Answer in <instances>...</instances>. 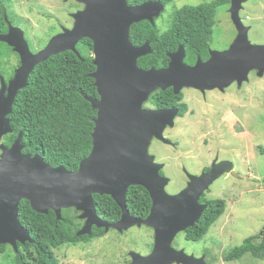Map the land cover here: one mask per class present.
Returning a JSON list of instances; mask_svg holds the SVG:
<instances>
[{
  "label": "water",
  "instance_id": "obj_1",
  "mask_svg": "<svg viewBox=\"0 0 264 264\" xmlns=\"http://www.w3.org/2000/svg\"><path fill=\"white\" fill-rule=\"evenodd\" d=\"M76 1L84 8L72 14L73 26H63L36 52L20 26L9 22L8 31L0 33V41L20 56L13 77L6 80L0 76V141L14 131L9 115L36 65L66 50L82 57L77 44L86 37L93 42L96 69L90 75L99 94L98 98L86 96L97 109L93 147L76 170L52 166L40 154L23 151V132L11 146L0 143V243L10 244L17 251L19 243L34 241L19 219L20 202L27 199L34 210L48 213L52 209L58 219L65 208L80 211L84 224L77 232L79 236H91L94 226L106 232H123L134 225L152 227L155 238L151 252L143 255L130 251V264H210L205 255L189 254L175 248L173 242L179 232L194 226L208 207L199 198L211 184L225 172L239 174L233 171L232 161L214 162L209 171L189 175L187 186L179 192H166L170 179L161 173L164 163L156 161L150 146L155 138L169 142L164 130L174 123L177 109L146 108L144 104L157 89L173 87L175 93L184 87L225 89L234 81L242 84L253 70L264 75V43L251 42V26L240 14L248 0H231L237 36L227 49L212 50L209 59L199 57L191 65L185 61L186 48L181 44L169 54V64L159 68L139 66V58L153 48L149 41L135 45L130 31L132 24L143 19L154 24L166 4L153 0L137 5H130L128 0ZM131 185H142L151 195V211L146 218L130 213L127 192ZM96 193L115 199L122 210L120 219L111 223L99 216Z\"/></svg>",
  "mask_w": 264,
  "mask_h": 264
},
{
  "label": "trees",
  "instance_id": "obj_2",
  "mask_svg": "<svg viewBox=\"0 0 264 264\" xmlns=\"http://www.w3.org/2000/svg\"><path fill=\"white\" fill-rule=\"evenodd\" d=\"M65 1L68 3V0ZM146 1L152 0H128V3L137 5ZM153 1L168 5L174 0ZM230 1L184 5L171 15L170 25L166 29H161L156 22L153 24L148 19L132 24V42L142 45L149 41L153 48L151 53L139 58V66L166 67L170 61L169 53L176 51L181 44L185 45L188 57L194 62L196 45L203 54L207 50V41L213 37L219 12L218 5ZM7 2L8 0H0V33L7 32L9 22L15 25L9 15L11 10ZM72 3L71 1L70 5ZM76 4L81 6L80 2ZM207 10L210 12V21L197 24ZM77 48L82 57L72 50H66L36 65L29 76L28 85L18 93L13 112L9 115L14 131L5 135L2 141L11 146L19 133L23 132V151L33 155L40 154L52 166L64 165L70 170L78 169L80 162L92 150L97 109L93 108L86 96L99 97L95 79L90 75L96 69L93 62V42L88 37L83 38ZM12 52L19 55L8 43L0 41V60ZM19 65L20 62L17 67ZM13 75L14 73L11 78ZM150 97V101L160 105L159 101L169 104L172 101V104H175L179 96L169 87L165 90H155ZM94 200L100 217L111 223L120 219L121 207L111 195L96 193ZM207 203L208 207L195 225L185 230L188 240L203 239L227 209V200L224 198H213ZM127 205L133 216L146 218L152 206L149 191L142 185H131L127 192ZM62 213V218L58 219L54 210L51 209L48 213L38 212L27 199H22L19 219L30 231L34 241L19 243L17 251L10 244L0 243V254H5L2 264H60L54 247L66 243L87 242L107 233L104 228L94 226L91 236H79L77 232L82 227L79 211L75 208H65ZM247 254L264 260V233L259 240H255L254 236L246 237L240 244L224 250L223 256L226 261H234Z\"/></svg>",
  "mask_w": 264,
  "mask_h": 264
},
{
  "label": "rangeland",
  "instance_id": "obj_3",
  "mask_svg": "<svg viewBox=\"0 0 264 264\" xmlns=\"http://www.w3.org/2000/svg\"><path fill=\"white\" fill-rule=\"evenodd\" d=\"M199 2L201 0L170 2L156 20V24L161 29H166L170 25L168 18L183 4ZM69 5L70 3H63L61 0H8L7 2L11 10L9 11L11 19L15 25L25 30L26 38L34 52L45 47L62 26L71 23L68 12L74 8ZM227 8L228 5L222 6L217 15L221 22L219 21L215 26L214 35H218L220 28H223L225 41L229 43L237 36V29L228 11L230 8ZM240 14L244 23L251 26L249 32L251 42L263 44L264 0L246 2ZM224 44L225 42L222 45ZM19 62V55L14 52L4 56L0 60V76L9 80ZM256 71L250 72L248 79L243 81L245 83L240 88L231 85L225 92L210 90L206 93L216 104V107H211L213 111L219 109V106H222L225 114L238 110V106L243 108L245 114L243 138L236 140L232 137L223 138V135L213 137V133L217 131L213 128L216 120L214 122L210 117L205 120L209 121L212 127H200L203 124L204 108H208V105L201 100L203 104H198L200 111L194 116V120L196 117L197 120L192 130L178 125L166 127L164 136L169 142L155 138L150 146L156 161L164 163L162 170L170 179L165 187L168 193H177L187 186L188 178L183 172V166L190 172L200 173L203 167L210 166L216 153L222 158L230 159L236 165L238 177L221 175L222 177L217 178L206 192L210 198L227 200L225 213L212 225L209 233L203 239L193 241L188 240L185 231H182L173 242L175 248L184 249L189 254L197 257L205 255V259L210 264H264V260L253 258L249 254L234 261H226L223 256L224 246L230 242V247L240 244L246 237L254 236L264 228V75L261 76ZM185 90L192 92V89ZM200 94L204 97V94L197 92L198 96ZM206 134L211 138L208 144L204 141ZM170 137L173 142L170 141ZM242 139H244L243 143ZM176 140H178L177 146L166 144H174ZM190 172L187 174L195 175ZM154 238L152 227L134 225L123 232L110 229L104 236L78 244L66 243L54 247L53 250L60 264H130L132 261L130 251H137L143 255L150 253ZM4 258L5 254H0V264L5 261Z\"/></svg>",
  "mask_w": 264,
  "mask_h": 264
},
{
  "label": "flooded vegetation",
  "instance_id": "obj_4",
  "mask_svg": "<svg viewBox=\"0 0 264 264\" xmlns=\"http://www.w3.org/2000/svg\"><path fill=\"white\" fill-rule=\"evenodd\" d=\"M62 2H65V0H61ZM73 2L72 5H70V7L74 8L73 10L69 11L68 14L70 15L71 17V23L69 25H67L68 27H72L73 26V23H74V18L72 16V14L76 11H78L79 9H82L84 8V4L83 3H80L81 6H78L76 3H79L77 2L76 0H68L67 2L70 3V2ZM249 1H252V0H248L247 2ZM205 2H212L213 4L214 3H217L218 0H201V2H199L198 4H202V3H205ZM246 3V2H245ZM244 3V5H245ZM187 4H190V3H185L183 4L182 6L184 5H187ZM224 5H228L229 8L231 7V1L230 3H226V4H222V5H218V9L220 11L221 7L224 6ZM181 6V7H182ZM180 7V8H181ZM227 8V9H229ZM244 8V7H243ZM229 13H230V10H228ZM219 13V12H218ZM231 15V13H230ZM159 17V16H158ZM158 17L155 19V22L156 20L158 19ZM171 18L172 16H170L168 18V23L171 22ZM210 21V12L207 10L205 11L201 17H200V20H198V23L197 24H201L202 23H206L207 21ZM221 22V19H219L217 17V23L218 22ZM217 23H216V26H217ZM216 28V27H215ZM62 29H60L61 31ZM8 31V30H7ZM58 31V32H60ZM224 32V34H223ZM215 33V32H214ZM225 42L224 45H222L223 43ZM233 41L231 42H226L225 41V30L223 28H220V32L218 33V35H214L213 34V37L207 41V46H206V51H204L203 54H201L200 50L197 48L198 46L196 45V48H195V51H194V56H195V61L194 62H191L192 58L191 57H188V54H187V51H186V57H185V61L191 65H194L198 58L201 57L202 60L206 61L207 59L210 58L211 56V51L212 50H225L227 49L230 44L232 43ZM219 43V44H218ZM206 45V44H205ZM40 50V49H39ZM38 51V50H37ZM36 52V51H35ZM170 54V53H169ZM169 64V63H168ZM256 71V70H254ZM257 72V71H256ZM245 82H243L242 84H239L238 81H234L231 85H237V87H242V85L244 84ZM231 85H229L228 87H230ZM226 87L225 89H220V88H214V89H206V90H202V89H198V88H194V87H184L179 93H176L179 97L176 101L175 104H172V101H171V104L169 103H165V102H161L159 101V104H155L153 103V101H150V98L148 101L145 102L144 104V107L146 108H153V109H170V108H174V109H177V114L174 118V123L172 125H168L167 127H173V126H177L181 128H186V129H190L192 130V128L194 127V123L195 121L197 120V117L195 118L194 120V116L195 114L197 115V113L200 111L199 110V107H198V104H203L201 100H203L206 104L208 105V108H204L205 110L203 111V115H202V119H203V124L202 126L200 127H204V126H210V123L209 121H206L205 118H213L214 122H215V125H214V130H217L215 131L213 134V137L215 135H223V138H229V137H232V138H235L236 140H239L240 138H243V131H244V127H245V114H244V110L241 106H238V110H233L231 112H227L225 114V111L224 109L222 108V106H219L216 111H213L211 109L212 106H215L216 107V104H214V102H212V98L209 97L208 95H206V93L210 90L214 91V90H217V91H221V92H225L226 89L228 88ZM173 88V87H172ZM188 88V89H192V92H188L186 91L185 89ZM173 91H174V88H173ZM197 92L199 93H202L204 94V97L201 96V94L198 96L197 95ZM175 93V91H174ZM243 97H246V96H243ZM211 115V116H210ZM209 127V129H210ZM167 129V128H166ZM208 129V130H209ZM219 131V132H218ZM207 135V134H206ZM210 135V134H209ZM212 137V138H213ZM222 138V139H223ZM170 141L173 142V139L170 137L169 138ZM211 139L208 137V135L204 138V141L206 144H208V140ZM221 139V140H222ZM232 140V139H231ZM243 140L242 139V143H243ZM218 143V141H216ZM178 143V140H176L174 142V144H170V143H166L167 145H176ZM178 145V144H177ZM176 145V146H177ZM177 149V148H176ZM224 160H228V161H231L230 159H227V158H222L221 155L219 153H216L215 154V157H213V160L210 164V166H205L203 167V169L201 170L200 173H195V172H190L188 171L184 166H183V172L186 173L185 175L187 176L188 180H187V184L189 182V174H187V172H190V173H193L195 175H200L204 172H207L211 169L212 167V164H214V162H220V161H224ZM233 171H236V173H238V169L236 167V165L233 163ZM161 172H163L162 174L163 175H166L165 172L162 170ZM239 174V173H238ZM228 175H233L231 174L230 172H225L224 174H222V176H228ZM220 176V177H222ZM234 176V175H233ZM236 177V176H235ZM210 189V188H209ZM209 189H207L199 198V202L202 203V204H205L207 203V201L209 200H212L213 198H210L207 196L206 192L209 191ZM181 190V189H180ZM208 204V203H207ZM77 210V209H76ZM78 211V210H77ZM80 214V211L78 213V216ZM80 219V217H79ZM82 220V225L84 224V220ZM264 233V228L262 231H260L259 233H257L256 235H254V239L255 240H259L261 235ZM178 235V234H177ZM217 235H215L216 237ZM230 244L231 242L224 246L223 247V251L230 248ZM232 247V246H231ZM153 248V247H152Z\"/></svg>",
  "mask_w": 264,
  "mask_h": 264
},
{
  "label": "clouds",
  "instance_id": "obj_5",
  "mask_svg": "<svg viewBox=\"0 0 264 264\" xmlns=\"http://www.w3.org/2000/svg\"><path fill=\"white\" fill-rule=\"evenodd\" d=\"M83 226V225H82ZM154 245V244H153Z\"/></svg>",
  "mask_w": 264,
  "mask_h": 264
}]
</instances>
